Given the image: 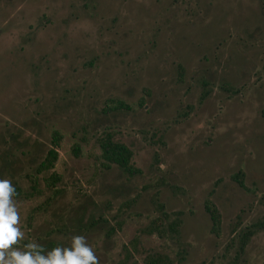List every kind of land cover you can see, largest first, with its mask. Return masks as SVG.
<instances>
[{"label":"rangeland","instance_id":"rangeland-1","mask_svg":"<svg viewBox=\"0 0 264 264\" xmlns=\"http://www.w3.org/2000/svg\"><path fill=\"white\" fill-rule=\"evenodd\" d=\"M53 130L14 197L22 251L83 235L100 264H264V0H0V179L29 191ZM105 131L139 173L101 162Z\"/></svg>","mask_w":264,"mask_h":264},{"label":"clouds","instance_id":"clouds-1","mask_svg":"<svg viewBox=\"0 0 264 264\" xmlns=\"http://www.w3.org/2000/svg\"><path fill=\"white\" fill-rule=\"evenodd\" d=\"M16 189L10 179H0V264H100L99 257L83 235L71 238V248H54L45 258L38 252L42 245L30 242L23 245L25 232L21 228V217L14 197Z\"/></svg>","mask_w":264,"mask_h":264},{"label":"trees","instance_id":"trees-1","mask_svg":"<svg viewBox=\"0 0 264 264\" xmlns=\"http://www.w3.org/2000/svg\"><path fill=\"white\" fill-rule=\"evenodd\" d=\"M205 95V92H202L200 95V98ZM60 138V134L53 130L51 133V145L48 146L43 153L42 157L37 161V163L33 166L32 171L26 173V177L28 180V188L30 189L29 191H24L20 189L18 186H15L16 193L19 194L21 192L23 195H29L32 193L33 190L37 188L36 186V178L37 174L41 172H47L50 168L53 167L54 161L57 157V151H56V145L57 142ZM98 148H99V153L98 156L101 159V162L107 166L109 164H115L117 165L125 174L127 175H133L136 173L140 172V169L138 167L133 166L131 163V150L130 148L125 145L124 143L114 140L112 138V133L109 131H105L97 141ZM72 151L73 153H77L79 148L78 145L74 144L72 146ZM9 154H14V148L13 149H7ZM3 162V161H1ZM33 173V174H32ZM232 178L236 180V182L239 184V186L243 187V182H242V172L238 171L235 172L232 175ZM59 180V176L55 174L54 172H50L46 176H43V182H44V187L46 188H52L54 187L55 183ZM55 192V190H52ZM158 207L161 209V216L158 217V220L156 223L152 225L153 228L148 227L147 231L152 232V229L154 231L159 232L161 226H159L161 222V218H164L167 216L166 212L162 210V206L158 204ZM203 208L207 212L208 217L210 219V230L213 231L214 233H218L219 229V223H220V215L219 211L215 207V205L209 201L208 199H204L203 201ZM178 219L174 218V220H171L169 222L170 227L174 230L176 225H177ZM252 233L251 229L245 230L244 232L241 233L240 238H239V247L241 248L244 243L247 240V237ZM147 262L149 264H170V261L167 259L166 256H161V255H156V256H150L147 259Z\"/></svg>","mask_w":264,"mask_h":264}]
</instances>
